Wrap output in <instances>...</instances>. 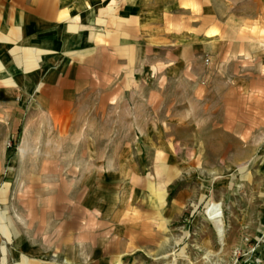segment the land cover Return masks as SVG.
Here are the masks:
<instances>
[{"label": "rangeland", "instance_id": "374dc122", "mask_svg": "<svg viewBox=\"0 0 264 264\" xmlns=\"http://www.w3.org/2000/svg\"><path fill=\"white\" fill-rule=\"evenodd\" d=\"M214 4L210 65L161 67L116 107L102 80L65 119L0 83V264H264V0ZM100 195L122 228L76 259L62 224Z\"/></svg>", "mask_w": 264, "mask_h": 264}, {"label": "crops", "instance_id": "0c3cea01", "mask_svg": "<svg viewBox=\"0 0 264 264\" xmlns=\"http://www.w3.org/2000/svg\"><path fill=\"white\" fill-rule=\"evenodd\" d=\"M215 1L0 0V83L65 119L85 113L81 102L102 80L101 97L116 107L111 100L137 83L159 82L161 67L171 79L210 59L225 32ZM96 199L81 198L79 214L62 224L64 246L79 260L91 258L92 236L122 228L120 215L108 218L105 199ZM104 249L110 255L112 246Z\"/></svg>", "mask_w": 264, "mask_h": 264}, {"label": "bare ground", "instance_id": "6f19581e", "mask_svg": "<svg viewBox=\"0 0 264 264\" xmlns=\"http://www.w3.org/2000/svg\"><path fill=\"white\" fill-rule=\"evenodd\" d=\"M206 215L208 216L211 223L214 225L218 238L222 242L225 231L223 229L224 224L219 212V205L214 202L210 203L207 207ZM118 264L121 263L118 262Z\"/></svg>", "mask_w": 264, "mask_h": 264}, {"label": "built area", "instance_id": "2783aa9c", "mask_svg": "<svg viewBox=\"0 0 264 264\" xmlns=\"http://www.w3.org/2000/svg\"><path fill=\"white\" fill-rule=\"evenodd\" d=\"M205 64L209 66L210 65V59H206Z\"/></svg>", "mask_w": 264, "mask_h": 264}]
</instances>
